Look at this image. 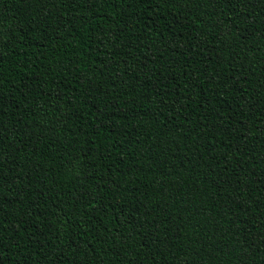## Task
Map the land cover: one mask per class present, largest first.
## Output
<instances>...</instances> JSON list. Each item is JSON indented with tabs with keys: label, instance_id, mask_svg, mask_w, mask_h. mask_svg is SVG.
Here are the masks:
<instances>
[{
	"label": "trees",
	"instance_id": "1",
	"mask_svg": "<svg viewBox=\"0 0 264 264\" xmlns=\"http://www.w3.org/2000/svg\"><path fill=\"white\" fill-rule=\"evenodd\" d=\"M0 264H264V0H0Z\"/></svg>",
	"mask_w": 264,
	"mask_h": 264
}]
</instances>
